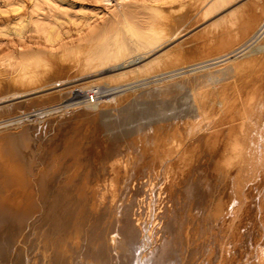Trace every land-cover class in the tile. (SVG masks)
<instances>
[{
    "label": "bare ground",
    "instance_id": "bare-ground-1",
    "mask_svg": "<svg viewBox=\"0 0 264 264\" xmlns=\"http://www.w3.org/2000/svg\"><path fill=\"white\" fill-rule=\"evenodd\" d=\"M242 1L0 0V105L69 94L0 117V129L24 123L0 136V264H264V55L253 50L264 0L245 23ZM203 25L205 37L181 40ZM212 51L223 54L176 67ZM105 81L90 92L104 100L78 102L80 88ZM140 86L152 88L141 98L155 100L187 86L195 115L104 138L102 110L135 108ZM82 103L68 111L99 112L69 130H55L53 118L41 119L40 132L25 124Z\"/></svg>",
    "mask_w": 264,
    "mask_h": 264
},
{
    "label": "rangeland",
    "instance_id": "rangeland-1",
    "mask_svg": "<svg viewBox=\"0 0 264 264\" xmlns=\"http://www.w3.org/2000/svg\"><path fill=\"white\" fill-rule=\"evenodd\" d=\"M257 1L258 0H243L242 2H244V5H239L240 7H239V9L240 8H242L243 10H241L238 14H239V16L241 17V22L242 23H245L246 21H248V17H249V15L253 12V10H254V4H256L257 3ZM246 2V3H245ZM243 4V3H242ZM238 7V6H237ZM238 9V10H239ZM224 14V12L223 13H221V14H219L220 16L221 15H223ZM217 16V17H215L216 19L218 18V17H220V16ZM202 27H204V25L203 26H201V27H198L195 31H192V32H190L188 35H186L185 37H183L181 40H183V39H185V38H188L187 40L189 41V43L190 44H194V43H196L197 42V40H200V39H202L203 37H205L206 36V34H204V33H197ZM241 27V26H240ZM196 32V33H195ZM264 37V36H263ZM262 37V43L261 42H259L257 45H255V47H254V49L253 50H255L254 52H257L256 54H258V55H254L255 57L256 56H262V55H264V38ZM13 38V37H12ZM194 42V43H193ZM261 43V44H260ZM258 47V48H257ZM256 48V49H255ZM263 48V49H262ZM260 50V51H258V50ZM263 50V51H262ZM261 52H262V54H261ZM201 54L199 55V54H196V55H194V56H192L191 58H188V59H185V60H183V61H181V62H179V63H181L180 65H178V66H176L177 68L178 67H180L181 65L182 66H187V65H190V64H192V63H194L195 65L194 66H192L190 69H192V68H199V67H202V66H205V65H207L208 63H211L210 61H207V60H211V59H213V58H217V57H219V56H221L223 53H221L220 51H218V53L217 52H213L212 51V53H207V52H200ZM139 54V53H138ZM138 54L136 53V56L138 57ZM202 61V62H201ZM142 64V63H141ZM176 67H174V68H176ZM224 67H222V69H223ZM216 69H218L217 67L216 68H214V70H216ZM221 69V71L220 70H218L217 71V74L218 73H220V72H222L223 71V73L225 72V68L222 70ZM249 69V68H248ZM176 73V72H175ZM193 73V72H192ZM172 73H169V74H166L165 76H168V75H171ZM174 74V73H173ZM165 76H161V77H159L160 79L161 78H163V77H165ZM220 76V75H219ZM221 78L223 77V76H220ZM219 77V78H220ZM106 82V83H105ZM104 83H105V85H99V86H97V85H93V86H85V87H82V88H80V93H83L82 94V98H80V99H78V102H83V101H88L87 100V94L88 93H90V92H96V91H101L102 89H106V88H108V84H111V83H109V82H107V81H105ZM159 84H160V86H161V90L163 91L164 90V93H166L167 92V87H168V84L170 83V82H168V79H164V80H161V81H159L158 82ZM214 85H217V84H214ZM147 86H140V87H137V89L139 90V89H141V91H140V93H139V91H138V93H139V96H140V94H142V92H143V94H144V96L145 95H147L149 92H150V90L152 89L150 86H148V89L150 88V90H147V88H146ZM145 88V89H144ZM59 89H50V90H47V91H45V92H43V93H40V94H38V95H34V96H31V97H27V98H23V99H20V100H15V101H11V102H8V103H5V104H2V105H0V107H3V106H11V109L9 110V111H7V112H0V117H6V116H10V115H16V114H20V112H21V110H29V111H31V110H33L34 108H45L47 105L49 106V105H53V104H60L63 100H65V99H67L68 97H69V94H67V93H60V92H57ZM142 90H147L146 91V93L147 94H145V91H142ZM149 91V92H148ZM190 91V89L187 87V86H184V88H182V90H181V93L177 96V97H173L172 95H170V94H167L166 96H163L164 98H168V99H164L163 97H162V99H160V98H158L157 100H160L159 102H156L157 100H155V98H153V96H151V95H149V97H144V98H146V99H148V100H146V99H143V101H141L142 100V98H141V96L143 95H141L139 98H138V102L137 101H135L137 98H136V95H138V94H135V93H133V95H131L130 96V99H129V101H134L135 103H136V105H135V108H130L129 110L127 109V110H125V112L126 111H129V113L128 114H126L124 111V113L123 112H120L119 111V108H116V110L115 109H113V108H106V109H104V110H102V112H101V114L102 115H100L99 116V125H103V127H102V136L104 137V138H107L109 141H112V139H114V137L116 138V137H119L120 139L119 140H121V141H124L125 139H129V138H126L127 136H129V135H131V134H133V133H135V131H137L138 129H140L141 128V126L142 127H145V124H146V126H148V125H152V124H155L156 123V121L158 120H161V119H164L165 117L166 118H178V117H180V116H187V113L189 112V111H191V110H194V108H195V105H194V103L192 102V94L189 92ZM56 92V93H55ZM159 94V93H158ZM55 95V96H54ZM40 96V97H39ZM44 96V97H43ZM38 99H37V98ZM111 96H109V97H107V98H110ZM40 98V99H39ZM46 98V99H45ZM134 98H136L135 100H133ZM176 98V99H175ZM33 99H35V101H33ZM105 98H100V99H97L96 98V102L98 101V100H104ZM132 99V100H131ZM164 99V100H163ZM150 100V101H149ZM155 100V102H153ZM30 101V102H29ZM141 101V102H140ZM147 101V102H146ZM150 103H149V102ZM153 102V104H155V105H153L152 104V102ZM24 102H25V104H24ZM28 102V103H27ZM74 101H70V102H66L65 104H68V103H73ZM96 102H94V103H91V104H95ZM14 103V104H13ZM16 103V104H15ZM19 103V104H18ZM53 103V104H52ZM138 103V104H137ZM142 103V104H141ZM145 103V104H144ZM161 103H164V104H161ZM166 103V104H165ZM11 104V105H10ZM85 103H82V104H80V105H75V106H72V107H70V108H66V109H60V110H57V112L56 111H54V112H52V113H50V114H48V115H45V116H32V117H30V118H28V119H26L25 120V124L27 125V126H36V129L38 128V127H40L41 125H40V122L42 121V120H45V119H56L57 120V122H58V126H57V128L55 129V130H65V129H67V130H69V129H71L75 124H76V122H78L80 119H82V118H84V116L86 115V116H88V115H96L98 112H99V110L98 109H92V108H88V109H81V110H79V111H68V110H70V109H72V108H75V107H77V106H83ZM140 104H141V106H140ZM147 104H148V106H147ZM157 104H160L159 106H161V107H157L158 105ZM43 105V106H42ZM45 105V106H44ZM152 105V108L150 107V106ZM155 106V107H154ZM17 107V108H16ZM138 107V108H137ZM147 109H146V108ZM162 107H164L163 109H162ZM14 108V109H13ZM136 108H137V110H136ZM153 108H154V110H153ZM156 108L157 109H159V111H157L156 110ZM112 109V110H111ZM118 109V110H117ZM134 109V110H133ZM139 109H140V111H139ZM143 109V110H142ZM145 109V110H144ZM178 109V110H177ZM109 110L111 111V112H109ZM136 110V111H135ZM152 111V114H151V111ZM156 110V111H155ZM162 110V112H160ZM87 113H86V112ZM98 111V112H97ZM115 113H114V112ZM120 112V114H121V116H116V114H118L119 112ZM132 111V112H131ZM136 113H135V112ZM142 111V112H141ZM147 111V112H146ZM155 111V112H154ZM90 112H92V113H90ZM107 112V113H106ZM130 112H131V114H130ZM138 112V113H137ZM156 112H159L160 113V115H159V113L157 114ZM191 112H193V111H191ZM235 111H234V109L233 110H230V111H228L227 112V114L225 115V117H230L231 115H234L235 113H234ZM108 113L109 114H111V113H113V114H111L110 116H108ZM123 113V114H122ZM148 113V114H147ZM194 113V112H193ZM192 113V114H193ZM9 114V115H8ZM107 114V115H106ZM119 114V115H120ZM126 114V115H125ZM136 114V115H135ZM137 114H140V115H137ZM150 114V115H149ZM58 116V118H57V116ZM71 115V116H70ZM105 115H106V117H105ZM132 115H135L134 117L132 116ZM146 115H148L147 117H146ZM152 115H154V117L152 116ZM155 115L157 116H160V117H158V118H155ZM164 117H163V116ZM193 115H195V113L193 114ZM102 116H104V118L102 117ZM126 117V119H125V117ZM128 116H130L131 117V119H129L130 117H128ZM137 116V117H136ZM143 116V117H142ZM145 116V117H144ZM108 117H110V120L112 119V121H110L109 120V118ZM117 121V123H116V121H113L114 119ZM123 117H124V119H123ZM137 118V119H132V118ZM162 117V118H161ZM39 118V119H38ZM67 118V119H66ZM101 118H102V121H101ZM123 119L122 121L121 120H117V119ZM147 118V119H146ZM42 119V120H41ZM106 119V120H105ZM145 119V120H144ZM155 119H157L156 121H155ZM105 120V121H104ZM133 120V121H132ZM136 120H138V121H136ZM143 120V121H142ZM154 120V121H153ZM101 121V122H100ZM106 121H107V123H106ZM119 121H121V122H123V123H121V122H119ZM105 122V123H104ZM118 122H119V124H118ZM137 124V126H136V124ZM149 122V123H148ZM155 122V123H154ZM34 125H33V124ZM43 123V122H42ZM101 123H103V124H101ZM114 123H116V125L114 124ZM133 123V124H132ZM144 123V124H143ZM16 124V123H15ZM13 124V125H9V127L8 126H6V127H4V129L3 128H1L0 130V136L1 135H3V134H5L7 131L8 132H12V131H16V132H18L19 130H21L22 129V127L21 126H23V124L21 125L20 124V126H19V123L18 124ZM111 124H112V126H111ZM122 124H125L126 125V127H124L125 125H122ZM128 124H129V126H128ZM139 124H140V126H139ZM89 125H91V124H89ZM105 125H110V127H106ZM115 125V127H117V128H115V127H113ZM120 125H122L123 126V128L122 127H120V128H118ZM132 125V126H131ZM144 125V126H143ZM15 128H14V127ZM17 126H19V129H18V127ZM67 126V127H66ZM7 127H8V129H7ZM108 128V129H106V128ZM111 127H113V129L111 128ZM13 128V129H12ZM109 128H110V130H109ZM121 128H122V131H121ZM126 128V129H125ZM135 128V129H134ZM150 128V127H149ZM6 129V131L4 132L3 130H5ZM12 130V131H10V130ZM104 129H106L105 131H104ZM115 129V130H114ZM119 131H118V130ZM125 131H124V130ZM130 129H132L131 130V133L129 132L128 134H127V130H129L130 131ZM38 132H40V128H38ZM112 130V131H111ZM135 130V131H134ZM148 130V129H147ZM115 131V132H114ZM118 131V132H117ZM127 131V132H126ZM132 131H134V132H132ZM1 132H2V134H1ZM4 132V133H3ZM114 132V133H113ZM121 132H123V134L121 133ZM110 134V137H109V134ZM113 135H112V134ZM118 133V134H117ZM124 133H126L127 134V136H125V137H121V135L123 136L124 135ZM108 134V135H107ZM120 134V136H116V135H119ZM125 134V135H126ZM215 134L216 133H212L211 134V136L209 137V139L211 140V141H216L217 140V136H215ZM135 135V134H134ZM74 137L76 136L77 137V135L76 134H74L73 135ZM72 136V137H73ZM107 136V137H106ZM111 136H114L113 138H111ZM73 137V138H74ZM75 137V138H76ZM110 138V139H109ZM123 138V139H122ZM259 137H257L256 139H254V141H262L261 139L259 140L258 139ZM258 139V140H257ZM119 141L117 138L116 139H114L113 140V142L114 141ZM257 173V172H256ZM245 174H247V176H249V177H251L252 175L248 172H246ZM259 183H261V179L260 180H257V182H255V184L254 185H252V187L251 188H260L259 186H260V184ZM262 183H264V182H262ZM257 191H258V189H256V191H254V195L257 193Z\"/></svg>",
    "mask_w": 264,
    "mask_h": 264
},
{
    "label": "built area",
    "instance_id": "built-area-1",
    "mask_svg": "<svg viewBox=\"0 0 264 264\" xmlns=\"http://www.w3.org/2000/svg\"><path fill=\"white\" fill-rule=\"evenodd\" d=\"M96 98H97V95L94 96V94H90V93L87 94V100H89L92 103L95 101Z\"/></svg>",
    "mask_w": 264,
    "mask_h": 264
}]
</instances>
